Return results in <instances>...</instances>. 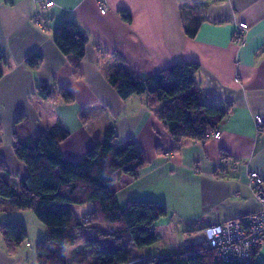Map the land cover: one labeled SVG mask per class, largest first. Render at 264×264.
<instances>
[{
	"label": "crops",
	"instance_id": "0c3cea01",
	"mask_svg": "<svg viewBox=\"0 0 264 264\" xmlns=\"http://www.w3.org/2000/svg\"><path fill=\"white\" fill-rule=\"evenodd\" d=\"M47 1L53 5L41 9L33 0H0V160L16 165L12 129L18 115L37 134L60 121L69 131L60 152L72 161L82 159L112 126L114 146L135 143L146 165L136 179L122 175L111 189L120 208L130 199L166 207L167 215L155 223L157 242L174 233L183 238L167 253L205 247L207 227L260 209L248 178L255 172L264 181V128L254 124L256 116L264 117V0H107L104 14L97 0ZM63 20L87 37L83 77L77 80L52 38ZM239 23L247 25L242 45L233 39ZM32 54L41 57L35 67L25 63ZM177 63L198 64L202 101L229 113L219 124L220 138L188 140L174 151L168 130L146 106L147 96L121 100L108 78L119 68L146 77ZM42 85L67 89L73 103L41 100L36 88ZM90 208L75 212L82 217ZM13 221L25 225L27 239L9 251L0 233V264H37L35 246L45 227L31 212L0 199V226ZM72 251H66L67 260ZM129 251L130 264L153 257L133 245ZM254 260L264 264V246Z\"/></svg>",
	"mask_w": 264,
	"mask_h": 264
},
{
	"label": "trees",
	"instance_id": "16d2710c",
	"mask_svg": "<svg viewBox=\"0 0 264 264\" xmlns=\"http://www.w3.org/2000/svg\"><path fill=\"white\" fill-rule=\"evenodd\" d=\"M60 53L72 67V78L83 77L80 62L84 57L86 35L69 20H63L52 35ZM38 54L28 56L25 63L35 67ZM4 60L0 53V79ZM196 63H177L146 77L135 76L124 68L113 72L108 82L121 100L145 94L146 106L168 130L174 151L188 140L205 141L218 130L229 109L204 103L198 83ZM36 95L43 101L64 104L74 101L70 91L42 85ZM69 131L57 121L40 133L28 131L26 121L18 115L12 129V151L24 164L26 174L13 190L3 176L7 165L0 160V199L10 208L27 210L45 227V235L35 246L37 264H70L66 251H72L75 264H130L129 247L143 249L158 241L155 223L167 215L166 207L154 201L130 199L120 208L111 185L122 175L132 179L146 165L143 153L129 141L115 147L116 133L106 128L101 141L92 145L80 160L63 157L60 143ZM90 206V212L78 217L75 208ZM105 226L114 229L105 232ZM9 251L27 239L20 221L0 226ZM78 242L80 243L77 246ZM254 251L248 264H258ZM137 261V260H136ZM133 264H223L201 244L183 246L177 253L140 259ZM235 264V263H224Z\"/></svg>",
	"mask_w": 264,
	"mask_h": 264
},
{
	"label": "built area",
	"instance_id": "2783aa9c",
	"mask_svg": "<svg viewBox=\"0 0 264 264\" xmlns=\"http://www.w3.org/2000/svg\"><path fill=\"white\" fill-rule=\"evenodd\" d=\"M41 9L50 8L52 1L33 0ZM102 14L107 12V0H97ZM247 31L245 23H239L234 32V41L244 43ZM254 124L258 131L264 128V117L256 116ZM220 138L218 130L213 131L208 139ZM248 185L253 196L260 205L254 213L237 220H228L205 229L207 248L214 252L218 263L248 264L255 250L264 246V181L255 172L249 173Z\"/></svg>",
	"mask_w": 264,
	"mask_h": 264
},
{
	"label": "rangeland",
	"instance_id": "374dc122",
	"mask_svg": "<svg viewBox=\"0 0 264 264\" xmlns=\"http://www.w3.org/2000/svg\"><path fill=\"white\" fill-rule=\"evenodd\" d=\"M96 118L98 120L101 119V116H100L98 111H97V117ZM115 145L117 146V144H115ZM120 145L121 144H119V146ZM12 158L14 159V161H15L14 163L16 165H13L11 163V161H8V163L6 164L7 169H8V173L3 175V176L7 179L11 188L16 191L17 186L19 185V179L26 174V168H25L24 164H22L20 161H18L16 159V157L14 156V153H12ZM20 168L25 169V173H20L21 172ZM82 207H85V206H82ZM121 208H124V207H121ZM6 223H8V222H6ZM6 223H4V224H6ZM105 227H107V226H105ZM172 229L175 230L176 226H173ZM182 240H183V238L181 237L180 233L179 234L174 233L172 239L171 238L170 239L161 238V239H159V242H157L151 246L144 247L143 248V250H145L144 254H147L148 256H158V255L169 254V253H167V252H169L168 251L169 248H174V246L176 244H181ZM69 249H71V251L74 250V248H69ZM140 251H142V250H140ZM68 261L70 262V264H75L74 260H72V256H71V259L68 258Z\"/></svg>",
	"mask_w": 264,
	"mask_h": 264
}]
</instances>
